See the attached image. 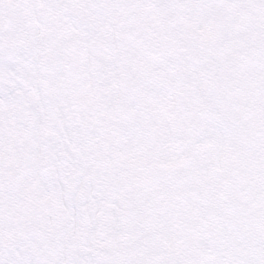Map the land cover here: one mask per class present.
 <instances>
[{
  "label": "snow or ice",
  "instance_id": "1",
  "mask_svg": "<svg viewBox=\"0 0 264 264\" xmlns=\"http://www.w3.org/2000/svg\"><path fill=\"white\" fill-rule=\"evenodd\" d=\"M0 264H264V0H0Z\"/></svg>",
  "mask_w": 264,
  "mask_h": 264
}]
</instances>
